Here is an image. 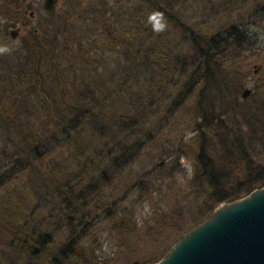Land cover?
<instances>
[{
    "label": "trees",
    "instance_id": "1",
    "mask_svg": "<svg viewBox=\"0 0 264 264\" xmlns=\"http://www.w3.org/2000/svg\"><path fill=\"white\" fill-rule=\"evenodd\" d=\"M187 1L65 0L0 52V264H112L98 223L127 256L142 255L264 186V73L240 97V62L257 42L248 24L264 20V0H200L201 21ZM30 2L0 0L1 37L31 23ZM235 4L247 21L233 20ZM179 109L192 136L158 141ZM153 143L147 169L140 154ZM180 157L192 162L182 188ZM17 174L31 186L11 199L1 189ZM119 182L130 194L109 199ZM163 185L175 201L139 228L134 201L123 202L163 201Z\"/></svg>",
    "mask_w": 264,
    "mask_h": 264
},
{
    "label": "rangeland",
    "instance_id": "2",
    "mask_svg": "<svg viewBox=\"0 0 264 264\" xmlns=\"http://www.w3.org/2000/svg\"><path fill=\"white\" fill-rule=\"evenodd\" d=\"M65 0H57L55 11L58 9L63 8V3ZM224 1V0H223ZM262 2V0H261ZM31 9L29 11L32 12V17L28 16V12L26 13L25 17L31 21L30 24L26 25H20L19 31L17 36L12 39L8 35L7 37H1L0 36V52H12L15 50L19 44V39L22 37L28 30H31L32 28H35L38 24L41 23L44 19V11L41 8V0H31ZM202 2L200 0H189L184 6V10H186L187 15H194L196 20L201 21V18H205L206 16H201V12H198V8H201ZM233 8H231V13L234 14L232 17L233 20H239L240 22L247 21L246 13L249 11H245V7H239L238 5H233ZM223 10V9H222ZM195 11V12H194ZM197 11V12H196ZM245 12V13H243ZM225 12L224 10L222 12H219V16L224 19ZM246 16V17H245ZM260 20L257 19L256 22H259ZM261 23V24H260ZM260 23H257L254 28L250 27V24H248L249 27V34H251L252 29L256 32V38L257 43L254 45L255 48H253L252 53L251 51L246 52V58L243 62H240V67L242 71L247 74L246 75V82L244 83L243 88H248L250 92L252 91L253 84H256L257 82H260L261 74L264 73V20ZM261 64V70L257 74H253V68ZM242 88V89H243ZM250 94V93H249ZM189 112L179 109L173 116L169 119V123L167 127L160 133L156 134L158 141H166L167 139H177L182 131H186L185 133V140L192 136L191 128L188 123V116ZM190 128V129H189ZM166 145V144H165ZM160 146H158L157 143L149 144L145 147V149L142 150L140 154V163L144 168H150L152 163L155 162V157L159 155ZM178 163L180 165V172L175 175V183H177V186L181 187L183 184L187 181V179L190 178L192 174V162L190 159L185 157H180L178 160ZM139 171V167L137 165L130 168L127 172L132 173L134 175L136 172ZM124 182H119L116 187H108L106 188L105 195L108 196L109 199L111 198H117L121 199L124 196H126L128 193L126 186L123 184ZM30 187V183L27 181V177L24 174H17L6 186L5 188L1 189V192L5 194V196L10 197L12 199L13 192L14 191H21L23 190L22 186ZM165 185V184H164ZM163 185V189L161 190V193H167V198L165 200H160V195H156L154 199L147 205L141 206L137 204L136 195L131 194L129 196V199L123 203L129 202V200L132 202L134 201L135 204H133V209L136 213V219H137V225L139 228L140 226L144 225V222L149 221L154 216H156L155 213H152V209H162L161 207H170L173 202L175 201V197L177 194L176 189H166ZM179 188V189H181ZM181 191H184L183 189ZM15 196V193H14ZM16 197V196H15ZM121 201V200H120ZM221 204V203H220ZM124 205V204H122ZM219 205V204H218ZM216 205L215 207H217ZM45 211V210H43ZM146 220V221H145ZM147 223V222H146ZM96 227H99V229H103V232L99 235V233H96V241L100 243V256L103 257H110L114 264H133V262H136V264H153L157 262L159 259L162 258L164 253L169 249V247L177 240L178 236H171L168 240L163 241L160 243L157 247H147L143 250L141 249L142 255L137 254L136 256L129 257L126 255L123 248H118L116 245V241L114 239L113 234H109L107 232V229L109 225L107 223L102 222L101 224L98 223ZM194 227V226H193ZM189 230V229H188ZM187 231V230H186ZM184 231V232H186ZM183 232V233H184ZM182 233V234H183ZM165 247H167L165 249ZM145 254H150V258H144ZM112 263V264H113Z\"/></svg>",
    "mask_w": 264,
    "mask_h": 264
},
{
    "label": "water",
    "instance_id": "3",
    "mask_svg": "<svg viewBox=\"0 0 264 264\" xmlns=\"http://www.w3.org/2000/svg\"><path fill=\"white\" fill-rule=\"evenodd\" d=\"M56 2L41 0V8L52 14ZM28 16L32 17L31 11ZM18 31L17 26L8 28L7 35L14 39ZM249 93L243 88L240 97ZM153 264H264V186L219 204Z\"/></svg>",
    "mask_w": 264,
    "mask_h": 264
},
{
    "label": "flooded vegetation",
    "instance_id": "4",
    "mask_svg": "<svg viewBox=\"0 0 264 264\" xmlns=\"http://www.w3.org/2000/svg\"><path fill=\"white\" fill-rule=\"evenodd\" d=\"M256 43H257V42H256ZM261 67H262L261 64L256 65V67L253 68L252 73H253V74H257V73L261 70Z\"/></svg>",
    "mask_w": 264,
    "mask_h": 264
},
{
    "label": "clouds",
    "instance_id": "5",
    "mask_svg": "<svg viewBox=\"0 0 264 264\" xmlns=\"http://www.w3.org/2000/svg\"><path fill=\"white\" fill-rule=\"evenodd\" d=\"M163 30V25H161L160 28H157L156 31H162Z\"/></svg>",
    "mask_w": 264,
    "mask_h": 264
}]
</instances>
